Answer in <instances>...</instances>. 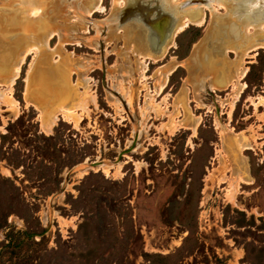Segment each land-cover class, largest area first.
Masks as SVG:
<instances>
[{
	"label": "rangeland",
	"instance_id": "374dc122",
	"mask_svg": "<svg viewBox=\"0 0 264 264\" xmlns=\"http://www.w3.org/2000/svg\"><path fill=\"white\" fill-rule=\"evenodd\" d=\"M234 1L212 2L158 55L144 21L117 22L127 5L115 0L91 16L89 0H52L48 24L10 38L0 50V264H264V47L248 50L264 31L230 32L249 15L264 29V0ZM145 7L130 12L146 17ZM45 8L13 14L34 28ZM217 77L227 84L217 89ZM92 160L107 172L82 163Z\"/></svg>",
	"mask_w": 264,
	"mask_h": 264
},
{
	"label": "bare ground",
	"instance_id": "6f19581e",
	"mask_svg": "<svg viewBox=\"0 0 264 264\" xmlns=\"http://www.w3.org/2000/svg\"><path fill=\"white\" fill-rule=\"evenodd\" d=\"M56 1V0H55ZM83 0H74L75 4L80 5V3H82ZM91 2V8H87L89 10H86V13L87 15L91 16L94 12H99V11H102L103 10V7H102V4H101V0H89ZM220 2L221 0H115L116 4L117 2H119V6L121 5H127V6H130V7H133L134 6H138V3H144V4H147L148 7H156L155 5H158V8L163 11L166 16L169 17V19L171 21H174L172 26L170 25V21L168 22V26H167V21H162L161 24H159L161 21L160 16L159 14H153L152 11L150 10L148 13H147V16L148 14L150 15L151 14V17L149 18H152V23H149L147 22V18H144V17H141V14L139 13H131L130 11H125L127 6H123L121 9H118V11L116 12V14L114 13V17L116 18L117 22L119 24H121L123 22V20H129V19H134L136 21H144L143 24L145 26H147V28L149 29V33L151 35V39L150 40V45H153V46H160V51H162L163 49H165L166 47L168 46H171L172 43H173V35H175L177 32L181 31L187 24L189 23H194V24H197L199 25L203 19H204V10L209 8L212 4V2ZM224 1V3L228 6V8H231L229 6L233 5V1L234 0H222ZM255 2V0H253ZM58 2V1H57ZM235 2V1H234ZM243 2V1H242ZM56 3V2H55ZM121 3V4H120ZM50 4V5H49ZM51 4H53L52 0H0V10L2 11V19H8L10 20V24L7 25L5 28L2 25V23H0V50H4L6 49V46L8 44V42H10V38L12 36H17L18 34H21L25 29H30V30H39L41 25L42 24H48L49 23V20H51L53 14H55V11L53 12L51 10V8H49L51 6ZM155 4V5H154ZM34 6V5H38V6H45L46 5V8L44 10V13L46 14L45 18L44 19H39V20H36V26H34V28L32 27V24L29 22H24V21H20L19 19H17L18 17H16V15L13 14V12L17 9H23L27 6ZM164 5H167L168 8H166ZM258 5V4H257ZM49 6V7H47ZM132 8V12H135V10H138V8ZM175 8V9H174ZM254 10H252V14L254 13L253 12ZM35 12H28V15H36ZM184 14L185 15L187 14L188 16H184L183 17V20L176 26L174 27V24H175V20H173L172 18L175 16L180 15V14ZM227 15V14H226ZM254 15V14H253ZM7 16V17H6ZM42 16V15H41ZM221 16V15H220ZM220 16H218V21L220 20ZM263 16V15H262ZM35 17V16H34ZM44 17V16H43ZM220 17V18H219ZM253 17V16H252ZM257 17V16H256ZM255 17V18H256ZM264 17V16H263ZM42 18V17H41ZM48 18V19H46ZM240 18V17H239ZM254 18V17H253ZM176 19V18H175ZM212 19L213 21L215 22L217 20V16H216V12L212 14ZM8 20L6 22H8ZM17 21L16 23L15 22H11V21ZM32 20V19H30ZM35 20V19H33ZM216 21V22H218ZM258 20L256 21H252L251 20V16H246L242 22V25H237L235 24L236 26H233L231 27L230 29V32L233 34L234 37H238L240 36V33L241 35L243 34L245 37H250V36H256L257 34H259L258 32L261 30V32L264 31L263 27H262V22H257ZM177 23V22H176ZM86 24V23H85ZM165 25V26H164ZM169 25L171 27V29L167 32V35L165 36V33H166V28L169 29ZM250 26L252 27V30L250 29ZM174 27V28H173ZM73 28V27H72ZM74 28H76V26H74ZM81 29V28H80ZM173 29V30H172ZM172 31V32H171ZM169 33L171 34L170 38H169ZM56 34V32H53V33H50L47 37L44 38V45L47 47L48 46V42H49V39L54 35ZM206 35V33H204L202 35V37H204ZM60 37V36H59ZM166 37V38H165ZM169 38V39H168ZM258 39H261V40H264V35L262 34V36H258L257 37ZM168 39V41L166 42V40ZM239 39V38H238ZM256 40V38H255ZM243 42V41H242ZM256 43H254L253 45H251L248 50H253L257 47H261L263 46L264 47V44L263 43H259L257 41H255ZM66 43V42H65ZM75 44H78V42H73ZM166 43V44H165ZM203 43V41L199 44V45H196L194 47V51H193V57H196L197 56V50L199 48V46ZM149 44V42H148ZM227 45L224 44V46L222 47V49H224V47ZM245 45H238V48L239 50H242L243 47ZM152 52L156 55L160 54L161 52ZM223 51V50H222ZM165 52V51H164ZM247 52H244L242 53L241 56L245 55ZM151 56L154 60L155 58L157 57L156 55H152L151 53H140V57H145V56ZM163 55V54H162ZM238 55V54H237ZM240 56V57H241ZM246 56V55H245ZM244 57V56H243ZM157 59V58H156ZM23 60V57L20 59V61L18 62L13 74L11 76H9L7 78V80H5V83H6V87H10L11 84L13 83L14 79L16 78V76L18 75V72H19V67H20V64ZM186 61V60H185ZM138 62V61H137ZM139 62H142L139 60ZM139 64V63H138ZM137 65V63H136ZM142 68L144 69V66H143V63L141 64ZM140 66V64H139ZM175 67V64H173L167 72H165L163 75H162V82L161 83H157V88L158 90L160 91V89H162L165 85V80H166V75L173 70V68ZM138 68V67H137ZM136 68V69H137ZM139 69V68H138ZM146 69V68H145ZM246 66L244 65H241L240 68L237 71L238 73V76L239 78L241 76H243V74L245 73L246 71ZM141 70V69H140ZM218 79V77H217ZM84 82L86 80V78H83L82 79ZM231 82V81H230ZM225 83V80L224 79H218L216 81V87L218 88H221V86ZM236 84V83H235ZM244 85L242 83H239L237 82V86L234 90V98L233 100L231 101L230 103V107H231V104L232 102L236 99L239 91L241 90V88L243 87ZM203 88V84L202 82H199V87H198V90L202 89ZM209 88H214V86L210 83L209 84ZM157 90V89H156ZM158 91V92H159ZM156 94H157V91H156ZM3 93L0 92V98H2L3 96ZM5 97V96H4ZM119 97V96H118ZM199 98V97H198ZM5 100V99H4ZM7 100V99H6ZM225 100V99H224ZM224 100H221L220 103L222 104V102ZM230 110V109H229ZM54 118H55V115H53L50 120L48 122H46V127H50L49 125H52L53 121H54ZM57 118V117H56ZM193 120V119H192ZM195 124H196V121L193 122L191 124V129H192V133L194 132V128H195ZM181 125V124H180ZM183 125V124H182ZM189 125V123H188ZM229 131V130H228ZM226 132V131H224ZM231 132V131H230ZM222 133V132H221ZM238 136V135H237ZM236 136V137H237ZM239 136H242L241 134ZM238 136V137H239ZM223 137V136H222ZM242 138V137H241ZM226 140V139H225ZM229 140H231V137H229ZM239 141V140H238ZM244 141V140H243ZM222 144V143H221ZM236 144V143H235ZM244 144V143H243ZM237 147V146H236ZM243 147V146H242ZM242 147L240 148V150L242 149ZM239 150V151H240ZM95 161H98L94 166H98L101 164V166H98V167H101L105 172H107V169L109 166L107 165H104L103 163L105 162H101L100 160H95ZM84 162H88V161H83V165L86 164L87 166L91 167V164L90 162L88 163H84ZM118 163V162H117ZM109 164V163H108ZM236 167L238 166L239 167V164H236L235 165ZM237 173V172H236ZM237 175V174H236ZM241 177V176H240ZM241 180V179H240ZM244 180V179H243ZM241 180V181H243ZM232 181V180H231ZM234 182V181H233ZM246 183V182H245ZM235 184V183H234ZM236 185V184H235ZM231 189V188H230ZM60 194L62 193H59L57 196H59Z\"/></svg>",
	"mask_w": 264,
	"mask_h": 264
},
{
	"label": "water",
	"instance_id": "95a60500",
	"mask_svg": "<svg viewBox=\"0 0 264 264\" xmlns=\"http://www.w3.org/2000/svg\"><path fill=\"white\" fill-rule=\"evenodd\" d=\"M142 5H146V7L145 8H147L146 9V13L147 12H149L150 10H151V7H148L147 6V4H144V3H138V7H141ZM126 7V6H125ZM132 8L133 7H130V6H127V8H126V10L125 11H130V10H132ZM156 8H157V10L155 11V14L157 13V14H159V15H161L160 16V18L159 19H161L160 21V23L159 24H161L162 23V21H167V26H168V22L170 21V25L172 26V24H173V22L174 21H171L170 19H169V17L168 16H166V14L163 12V11H161L159 8H158V5L156 6ZM144 18H147V22H149V23H152V18H149L147 15H146V17H144ZM173 20H175V16L172 18ZM170 25H169V29L168 28H166V33H165V36L167 35V32L171 29V27H170ZM165 26V25H164ZM166 38V37H165ZM150 40H152L151 39V35H150V33H148V42H149V44H148V47H149V50L151 51V52H156V51H160L161 49H160V47H161V45L160 46H153V45H150ZM158 52H156V53H158ZM216 112H217V110H216ZM137 136V131H133V140H132V142L134 141V139H135V137ZM101 162H102V160H100ZM88 162H90V161H88ZM98 161H95V160H92L91 162H90V164H91V166L92 165H95L96 163H97ZM66 173L64 174V180L66 179ZM65 182H64V184L58 189V190H56L55 192H53L50 196H49V201H51L52 200V198L55 196V195H58L59 193H62V191L64 190V188H65Z\"/></svg>",
	"mask_w": 264,
	"mask_h": 264
},
{
	"label": "crops",
	"instance_id": "0c3cea01",
	"mask_svg": "<svg viewBox=\"0 0 264 264\" xmlns=\"http://www.w3.org/2000/svg\"><path fill=\"white\" fill-rule=\"evenodd\" d=\"M207 36H208V35H207ZM206 38H207V37H206ZM206 38H205V39H206ZM205 39L203 40V43L205 42ZM203 43H202V44H203ZM202 44H201V45H202ZM201 45H200V46H201ZM200 46H199V47H200ZM198 49H199V48H198ZM197 52H198V50H197ZM226 72H227V71H226ZM29 79L32 80V82H33L32 84H33V85H34V84H35V85H36V84H39L40 86L42 85V83H43L42 81L44 80V78L42 77V74H41V73L37 74L36 72L32 73ZM226 84H227V82L225 81V83L221 86V88L224 87V85H226ZM207 88H208L210 91L214 90V88L211 89V88H209L208 85H206V89H207ZM64 89H66V90L63 92L62 97H65L66 94H71V91H70L69 89H67L66 87H64ZM217 89H219V88L217 87ZM72 97H73V96H72ZM71 100H72V99H71ZM64 102H65V104H66L67 102L69 103V100L66 101V99H64ZM46 106H47V105H46Z\"/></svg>",
	"mask_w": 264,
	"mask_h": 264
}]
</instances>
